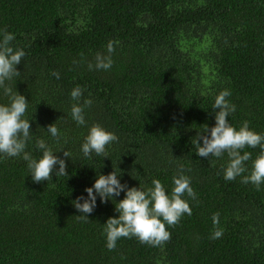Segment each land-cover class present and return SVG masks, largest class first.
Masks as SVG:
<instances>
[{
    "label": "trees",
    "instance_id": "obj_1",
    "mask_svg": "<svg viewBox=\"0 0 264 264\" xmlns=\"http://www.w3.org/2000/svg\"><path fill=\"white\" fill-rule=\"evenodd\" d=\"M3 31L25 52L20 76L6 81L28 100L25 151L39 160L42 139L69 156L68 175L36 184L22 155L0 154V264H264V183L225 180L227 153L202 158L192 143L202 125L214 126L212 105L224 90L236 107L228 122L264 134V0H0ZM109 42L111 68L89 70ZM77 86L78 101L70 95ZM9 101L0 88V105ZM75 104L84 125L71 117ZM53 123L58 139L46 131ZM94 125L118 137L106 156L81 151ZM245 151L242 175L260 149ZM181 166L196 194L182 197L192 214L166 225L171 238L161 246L132 237L107 249L103 225L118 217L124 192L103 204L97 197L88 222L76 217L71 202L87 198L99 174L114 171L129 188L159 180L171 195Z\"/></svg>",
    "mask_w": 264,
    "mask_h": 264
},
{
    "label": "clouds",
    "instance_id": "obj_2",
    "mask_svg": "<svg viewBox=\"0 0 264 264\" xmlns=\"http://www.w3.org/2000/svg\"><path fill=\"white\" fill-rule=\"evenodd\" d=\"M0 88L4 95L10 97L7 105H0V154L6 157L23 156L27 161L29 176L33 183L39 184L52 180L53 176H66V160L68 152H63V159L53 154L44 140L38 139L35 147L42 150V157L34 159L30 153L26 152L27 142L31 139V124L29 120L23 119L27 110L28 100L23 95L13 92V89L6 84L13 77L20 76L17 65L21 64L25 52L21 49H14L10 46L14 39L13 34L6 31L0 33ZM114 51L113 42L107 45L108 55L98 53L95 57V65L89 64V70H108L112 66L111 53ZM52 75L59 79V73ZM82 89L75 87L70 95L73 100H79ZM228 90L221 91L216 96L212 105L211 114L214 116L215 124L209 128L206 124L203 131L196 133L192 138V143L196 145V155L208 159L219 158L227 153L229 163L224 169V179L227 181L242 177V183L253 184L257 190L264 183V134H258L249 129L248 121L242 122L239 130H236L229 122L228 117L236 111V107L230 104L226 97L230 96ZM91 101H85L84 106H90ZM84 107L75 104L71 108V117L78 125L85 124L83 115ZM46 131L58 139L59 132L55 124L46 126ZM118 140V137L100 125H94L89 129L88 135L81 146V151L85 157H90L91 153L106 156V145ZM202 142V143H200ZM245 147L259 148L260 153L252 162L251 171L248 175H242L248 171L246 162L251 159L250 152L241 150ZM183 166L179 174L173 177L171 195L166 193L164 186L159 180L152 181V187L141 189L140 187L129 188L127 184H121L120 175L114 171L108 175L99 174L96 176L92 187L85 188L87 198L83 195L73 200L72 206L79 215L76 217L88 222V216L96 207V200L99 197L103 204L108 201H115L114 198L124 192V199L115 205L117 218H108L104 223V234L106 235V247L113 250L116 242L120 238L135 237L141 244H148L153 247L161 246L171 238V234L166 230L167 226H175L184 214L191 216L189 204L182 199L187 194L195 199L196 194L190 186V178L183 175ZM162 218V219H161ZM213 225L219 223V213L212 217ZM222 236V231H215L212 239Z\"/></svg>",
    "mask_w": 264,
    "mask_h": 264
}]
</instances>
